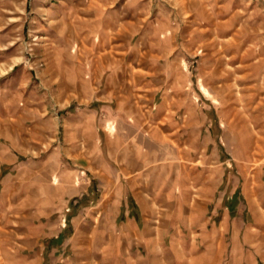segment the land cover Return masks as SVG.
Segmentation results:
<instances>
[{
	"label": "crops",
	"instance_id": "crops-1",
	"mask_svg": "<svg viewBox=\"0 0 264 264\" xmlns=\"http://www.w3.org/2000/svg\"><path fill=\"white\" fill-rule=\"evenodd\" d=\"M57 3L0 0V264H264V169L234 176L211 112L244 10Z\"/></svg>",
	"mask_w": 264,
	"mask_h": 264
},
{
	"label": "rangeland",
	"instance_id": "rangeland-1",
	"mask_svg": "<svg viewBox=\"0 0 264 264\" xmlns=\"http://www.w3.org/2000/svg\"><path fill=\"white\" fill-rule=\"evenodd\" d=\"M58 1L56 14L53 17H56L60 25L65 22L66 9L72 5L73 0ZM221 1H226L232 8H242L243 13L235 18H242L244 25L246 22L249 25L247 34L250 40V76L247 79H233L231 81L233 87H227L230 89L228 93L226 91V93L217 94V99L213 103L215 108L211 110L213 117L217 120L218 142L222 145L220 151L223 153L226 150L229 151L230 143H225L224 139L232 136L234 138V156H239V160L234 161L236 177L239 176L237 170H240L242 164L249 166V170L264 169V0H218V2ZM32 2L33 0H27V17H29ZM29 22L28 18L27 23ZM245 32L246 30L243 32L244 36H246ZM25 50L29 57L33 55L30 45L27 44ZM216 81L217 90H225L222 88L221 81L217 79ZM237 135L238 142H236ZM247 151L249 160L245 156ZM240 192L238 189L234 195L236 202L242 200ZM8 227L10 230L16 229L13 224H9Z\"/></svg>",
	"mask_w": 264,
	"mask_h": 264
}]
</instances>
